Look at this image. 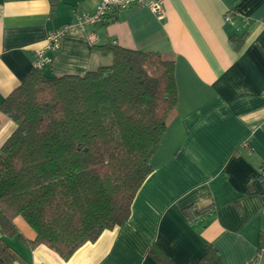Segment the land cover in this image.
Wrapping results in <instances>:
<instances>
[{"label":"crops","instance_id":"obj_1","mask_svg":"<svg viewBox=\"0 0 264 264\" xmlns=\"http://www.w3.org/2000/svg\"><path fill=\"white\" fill-rule=\"evenodd\" d=\"M98 2L58 0L52 14L51 0H0V98L34 68L35 50L49 32L70 23L45 74L111 63L112 54L94 43L159 51L174 60L177 108L128 219L69 258L0 228V240L19 255L9 264H158L148 253L154 242L180 264L198 260L210 243L223 264H264V0H164L162 17L132 5L87 28L72 23L76 11H92ZM229 11L234 24L224 19ZM235 32L243 37L239 47ZM16 127L0 111V147ZM189 205L213 209L190 222L183 211ZM15 223L24 236H35L21 216Z\"/></svg>","mask_w":264,"mask_h":264},{"label":"trees","instance_id":"obj_2","mask_svg":"<svg viewBox=\"0 0 264 264\" xmlns=\"http://www.w3.org/2000/svg\"><path fill=\"white\" fill-rule=\"evenodd\" d=\"M58 0H51V13ZM242 34L233 33L236 47ZM112 62L85 73L45 74L33 68L0 111L17 122L0 147V228L29 246L45 244L63 258L120 226L149 173L170 114L177 108L174 60L159 51L95 44ZM259 177L264 183V164ZM213 205L184 207L190 222ZM22 216L35 230L24 236ZM158 264H180L154 242ZM19 258L0 240V264ZM187 264H223L219 249Z\"/></svg>","mask_w":264,"mask_h":264},{"label":"built area","instance_id":"obj_3","mask_svg":"<svg viewBox=\"0 0 264 264\" xmlns=\"http://www.w3.org/2000/svg\"><path fill=\"white\" fill-rule=\"evenodd\" d=\"M163 1L164 0H99L98 4L92 11H76L75 18L72 23L87 28L104 22L109 15L115 11L132 5L148 6L157 15L162 17L164 15ZM224 19L227 23L234 24L232 12H227L224 15ZM69 27L70 23L63 24L49 32L46 44L35 50L34 68L43 69L51 62V52H54L59 48L61 40L63 36L67 34ZM87 36L92 42H94L96 37L94 31L88 32ZM245 264H252V262H246Z\"/></svg>","mask_w":264,"mask_h":264},{"label":"rangeland","instance_id":"obj_4","mask_svg":"<svg viewBox=\"0 0 264 264\" xmlns=\"http://www.w3.org/2000/svg\"><path fill=\"white\" fill-rule=\"evenodd\" d=\"M22 217V216H21ZM23 218V217H22ZM24 219V218H23ZM25 220V219H24ZM26 221V220H25ZM27 222V221H26ZM28 223V222H27ZM29 224V223H28ZM31 226V225H30ZM32 228V227H31Z\"/></svg>","mask_w":264,"mask_h":264}]
</instances>
